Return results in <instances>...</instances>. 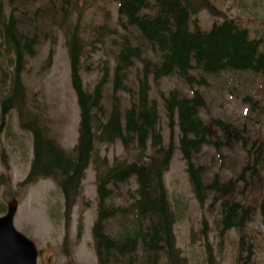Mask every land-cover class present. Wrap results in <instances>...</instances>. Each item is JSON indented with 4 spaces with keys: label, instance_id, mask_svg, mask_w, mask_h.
<instances>
[{
    "label": "rangeland",
    "instance_id": "374dc122",
    "mask_svg": "<svg viewBox=\"0 0 264 264\" xmlns=\"http://www.w3.org/2000/svg\"><path fill=\"white\" fill-rule=\"evenodd\" d=\"M209 1L222 16L215 18L208 11H201L197 19L201 28L210 30L216 24L233 22L247 30L251 40L260 42L264 51V0ZM23 2L25 7L22 8L10 0H0L6 19L11 14L16 19L26 17L23 9H27V17L34 20L33 24L41 30L37 36L30 34L31 38L36 37V42L32 46V56H26L22 72L25 110L37 117L48 136L69 153L75 149L79 139L80 108L71 82L67 36L52 24L50 17L40 14L54 10L50 0ZM77 6L79 10L72 11L69 25L85 41L81 70L84 87L92 93L96 85L107 77L103 100L108 114L104 121H107L113 108L115 68L123 38L128 37L132 46H144L148 55L152 53L137 29H123L118 0H79ZM0 51L4 52L1 41ZM8 59V56L0 59V216L7 213L10 201H18L14 224L19 232L36 244L39 250L38 264H69L71 261L99 264L93 234L99 208L96 156L101 160L107 159L109 167H112L116 162L128 163L139 153L125 150L120 143L96 144L94 159L81 184V194L70 211L55 180L48 178L28 183L34 160L33 134L22 128L17 108L8 114L4 123L1 120L2 103L9 91L7 80L10 81L15 71V63L10 64ZM141 71L142 64L137 61L130 69L128 90L117 94L124 112L137 99ZM207 79L208 86L205 87H189L177 77L165 78L159 85L153 80L150 82V99L158 106V129L163 145L168 148L173 140L175 147L169 171L165 175V185L177 217L176 246L185 260L184 264H264V229L261 224L264 189L255 188L245 196L237 193L228 197L230 202L237 201L252 207L255 214L243 232L238 229L222 232L221 206L224 200L210 195L205 204L198 201L179 149L180 129L175 125L171 131L163 101L171 92H180L190 98L198 91L204 96L207 108L202 113V119L213 131L214 145L205 146L199 155H194L193 161L197 166L205 167L206 184L216 177L225 183L236 178L247 165L248 155L229 139L221 140L223 149L215 145L222 134L212 123L223 120L237 128L247 126L252 138L261 137L264 141V115L252 113L250 102L259 101L264 107V78L250 73L228 72L220 78ZM152 154L153 151L149 149L148 155ZM109 188L113 197L111 205L127 212L137 197L136 178ZM123 215L109 221V234L116 235L129 226L133 215Z\"/></svg>",
    "mask_w": 264,
    "mask_h": 264
},
{
    "label": "trees",
    "instance_id": "16d2710c",
    "mask_svg": "<svg viewBox=\"0 0 264 264\" xmlns=\"http://www.w3.org/2000/svg\"><path fill=\"white\" fill-rule=\"evenodd\" d=\"M50 1L54 10L40 14L50 17L52 24L67 36L71 82L80 108L79 139L75 149L69 153L48 136L37 117L25 110L22 72L26 56H32V46L36 42V37L31 38L30 34L37 36L41 30L33 24L34 20L27 17V9H23L26 17L16 19L11 14L6 19L0 4V41L4 47V52L0 51V59L8 56V62L15 63L10 81L5 78L9 91L2 103L1 120L4 123L8 114L17 108L22 128L33 134L34 160L27 182L55 180L70 211L81 194V184L94 159L96 144L120 143L127 151L136 150L139 153L137 158L128 163L116 162L112 167H109L107 159L101 160L96 156L99 208L93 234L98 262L184 264L185 260L176 246L177 217L165 185V175L175 153L174 141L171 140L168 148L163 145L158 129V106L150 99V82L153 80L159 85L165 78L177 77L189 87H205L208 86L207 78H220L228 72L250 73L264 78V51L260 42L251 40L247 30L229 21L216 24L210 30L201 28L197 22L201 11H208L215 18L222 16L209 0H118L123 29H137L149 44L152 54L148 55L142 45L132 46L128 37L123 38L114 75L113 108L104 121L108 116L103 106L107 77L96 85L92 93L85 89L81 75L85 41L69 25L72 11L79 10V0ZM10 2L25 7L23 0ZM137 61L142 64L137 99L124 112L117 94L128 90L130 69ZM129 92L134 95V92ZM163 101L171 131L175 125L180 129L179 149L198 201L205 204L210 195L223 199L222 232L232 229L243 232L252 221L255 210L237 201L230 202L228 197L237 193L245 196L255 188L264 189V141L261 137L252 138L247 126L241 129L223 120L213 121L212 124L222 134L215 145L223 149L221 140H231L234 146L239 145L247 153L248 163L233 180L222 183L216 177L206 184L205 167L197 166L193 161L194 155H199L205 146L214 145L213 131L202 119L207 108L204 96L198 91L190 98L180 92H171ZM250 102L252 113L264 115V107L259 101ZM149 149L153 151L152 155H148ZM132 178H136L138 183L137 197L125 212L111 205L113 197L109 187L125 184ZM121 214L124 217L133 215L129 226L121 233L109 234V221ZM261 215L264 229V197Z\"/></svg>",
    "mask_w": 264,
    "mask_h": 264
},
{
    "label": "water",
    "instance_id": "95a60500",
    "mask_svg": "<svg viewBox=\"0 0 264 264\" xmlns=\"http://www.w3.org/2000/svg\"><path fill=\"white\" fill-rule=\"evenodd\" d=\"M17 211L18 201L13 199L8 203V212L0 216V264H38L36 244L15 227Z\"/></svg>",
    "mask_w": 264,
    "mask_h": 264
}]
</instances>
